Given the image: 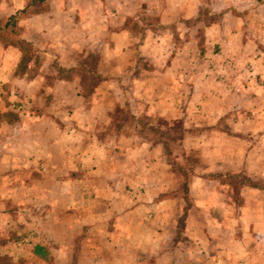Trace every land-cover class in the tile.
Listing matches in <instances>:
<instances>
[{
    "label": "crops",
    "instance_id": "crops-1",
    "mask_svg": "<svg viewBox=\"0 0 264 264\" xmlns=\"http://www.w3.org/2000/svg\"><path fill=\"white\" fill-rule=\"evenodd\" d=\"M208 1L213 21L193 33L208 37L210 46L197 52L210 60L189 61L186 23L200 20ZM31 2L0 0V264H264V188L241 186L237 204L229 184L215 179L242 170L264 179V82L257 81L260 92H245L254 66L264 81V0H42L43 9L21 17L4 41L7 19ZM142 16L157 22L151 27ZM128 22L142 29L138 39ZM18 40L39 55L33 72L28 61L21 68ZM89 53L99 81L86 97L73 70ZM107 87L116 105L146 103L132 111L135 119L145 109L163 120L189 118L188 102H203L193 118L214 135L201 127L193 149L215 137L258 135L244 141L242 160L218 145V156L193 169L184 209L163 142L146 138L122 156L104 151L95 129L113 99ZM253 168L257 177L247 172Z\"/></svg>",
    "mask_w": 264,
    "mask_h": 264
},
{
    "label": "rangeland",
    "instance_id": "rangeland-1",
    "mask_svg": "<svg viewBox=\"0 0 264 264\" xmlns=\"http://www.w3.org/2000/svg\"><path fill=\"white\" fill-rule=\"evenodd\" d=\"M31 3L33 5L29 9L28 13H33L35 11L37 12L43 9L42 8L43 6L39 2L38 4H34L35 0L34 1L32 0ZM207 8L209 9V11H207L208 10ZM212 8L213 6L208 1L206 4L201 6L200 10H201L203 17L199 18L200 20H198L197 17L193 16L191 19L187 21L186 23L187 27L189 29H192L191 31L192 33L193 32L195 33L196 29L202 30L204 25H207L208 23H211L213 21L212 16H215V15L209 14L212 12L211 10ZM142 18L143 20H146V21H143V23L147 25H151V27H153L154 24L157 22V19L155 16H147V17L142 16ZM128 26L133 31H135V36H136L135 38L138 39L141 35V34L139 35V33H141L142 29L137 25V23H134V22H128ZM7 32H8V35H4ZM7 32H3L2 39L4 41L11 40L12 38V35H9V30ZM194 33L191 35L192 38L191 37L186 38V42L184 44V46L188 50L187 60L189 61L192 60L191 57H193V59H203V61L210 60V58L208 57L201 58L200 57L201 53H199V56H198V52H197L199 51V49H201L204 52L203 48L205 46H210L209 44L205 43V40L208 37H205L204 40L200 39V37H198L197 39L196 38L197 36H195ZM207 41L210 42L211 39L209 38ZM190 48H192L194 52H191ZM26 52H27L26 56H29V57H28V60H26L27 58L26 56L24 57V60H22L21 62V68L22 67L24 68L25 67L24 64L28 61L32 64L29 72L31 71L33 72L34 68L36 67V64L40 60L39 55L33 51L31 52L27 50ZM131 54L127 55L123 59L125 61H131L132 60ZM117 59L121 60L120 57ZM140 60H144V59L141 58ZM113 61H115V59H113ZM79 62H81L84 66H86V69L81 67V68H77L76 70H73V72H75L76 77H78L81 80L80 87L82 89V94L87 97L93 91V89L97 86L96 84L99 81V79L97 78V74H95V70H94V66L97 63V59L94 54L89 53L86 57L79 59ZM254 67L256 68L255 69L256 73H253V75L251 76V79L254 81V83H252L250 87L248 86V88H245L246 90L245 92H247L246 94L248 93L254 94L255 92H260L262 85L260 83L257 84V81L261 83L264 82L258 76H256L257 74H260L259 69H257L258 66H254ZM221 75H222L221 78H223L227 76V73L225 74L222 73ZM113 86L114 88H116L115 85ZM122 87L124 91L127 89L129 93L131 92L130 84L128 85L124 84L122 85ZM235 87H238V86L235 85ZM105 90L106 88L103 89V91ZM107 90L109 92V95L113 99L112 101L111 100L108 101L109 105H106L105 107H103V110L105 112V118H103L102 123L97 124L95 132H96L97 137L101 141H103L105 145L104 151L111 156H117V155L122 156L123 154L127 153L126 152L127 149L125 150V148L131 147L132 145H135L141 141H144L146 138L156 137L155 140H159L163 142L164 144V147L162 149V154L165 157V160L170 163L172 170L176 172L177 170L180 169L178 167L182 166V167H185L186 173L189 174L196 167L202 166L205 160L207 159L213 160L212 158H215L216 156H218L215 153H213L214 151L217 150L218 145L223 148L220 152H227L229 148L231 150H233V148L237 149L238 150L237 156H239L237 158H241L242 160L243 157L245 158L244 154L247 151L246 145H244V141L248 139V141L253 142L255 141L258 135L257 132H250L244 137L240 133L238 134L236 133V135L229 134V137L231 136L237 137L238 141L236 142L232 138L228 139V135L226 132L225 135L227 136L213 138V140L208 142L209 145H206V147H202V148L200 147L198 149H193V144H196L195 142L198 141V138H200V136L202 137V133L199 131L201 127L205 129L204 131H206L204 135L213 134L211 128H209L210 126L207 125L208 123H206L205 126H200L201 124H203L201 122L202 120L198 118H193V113H195L196 111H192V109H197V107L201 108L203 102L197 101L195 103L193 100L188 102L189 109L188 111H185V113L188 114L187 116H190L189 118L188 117L186 118V116L181 115L179 117L177 116L171 117L169 120L167 119L163 120L160 117H157L155 114L150 113L151 115L148 116L147 109H145L144 111L142 110L141 112L142 116L138 117L137 119L138 121H137L133 118L132 111L134 109H138L139 107L141 108V105L144 106V104L146 105V103L142 101L140 102L139 105H137L136 102H132L131 100H129L126 103L124 102L125 104H123L122 106L119 104L116 105V102H115V94H116L115 92L116 91L112 87H107ZM207 103H208L207 107L209 108V110H211L212 103L210 101H208ZM257 104H259V102H257ZM22 108H23L22 106L13 107V109L15 110L17 109L18 111ZM145 108H147V105L145 106ZM185 109H186V105H185ZM225 119H228L227 115L224 117V120ZM262 119L264 118H260V121ZM257 120H259V118H257ZM206 122L208 121L206 120ZM135 123L137 127H134L135 129H133L132 125ZM194 124L198 126L193 127ZM227 125H228V122L222 121L221 119L219 126H222V127L225 126V129H227ZM131 137H133V139ZM256 152H257L256 150L253 151V153H256ZM253 153H252V156H253ZM187 160H190L189 164L184 165L185 161ZM254 171L255 169L253 168V169H249V171L247 172L251 174L250 176L257 177L258 175L256 172L257 170L255 172ZM244 172L245 170L237 171L236 176L234 178L230 176L228 180L222 179L220 177L215 178L218 182L229 184L228 188L227 189L223 188V190L230 189V193L228 196L232 198V200L237 204L240 203L241 196L239 195L240 193L239 191H240L241 186L242 188L244 187L246 189H249L250 186H254L257 188L258 187L264 188V179L262 181L259 178H253V177H252L253 179L251 180L247 179L248 177L245 176ZM246 189H245V192L247 191ZM124 191L128 192L129 190L127 189ZM177 193L179 195V198L183 199V204H184V209H185V207L190 205L188 201L189 197L186 194L183 195L180 187ZM174 195H175L174 193L171 194V196H174ZM185 217L186 216H185L184 211L179 213L177 217H175L174 219L175 229H174V233L172 234L174 238L181 237L180 233L183 231L182 225H183V221ZM166 220L167 219L165 218L164 221Z\"/></svg>",
    "mask_w": 264,
    "mask_h": 264
},
{
    "label": "trees",
    "instance_id": "trees-1",
    "mask_svg": "<svg viewBox=\"0 0 264 264\" xmlns=\"http://www.w3.org/2000/svg\"><path fill=\"white\" fill-rule=\"evenodd\" d=\"M34 1V0H33ZM37 2V3H36ZM38 2L39 3H41L42 2V0H35V3L34 4H38ZM36 12V11H35ZM34 13V12H33ZM30 13H28V12H26V9H23V10H21V11H18V12H16L14 15H11L8 19H7V21H6V23L4 24V29L5 30H9V35H13V36H15L16 35V31H15V27H16V22L21 18V17H24V16H28ZM3 29V30H4ZM17 44H18V47H19V49H20V51H21V53H22V56H21V61L20 62H22V60H24V57L26 56V51L28 50V51H33V49H32V47L28 44V43H26V42H24V41H21V40H18V42H17ZM34 52V51H33ZM27 58H26V60H28V57L29 56H26ZM83 68H85L86 69V66L85 67H83ZM97 78L99 79V76L97 75ZM81 81V80H80ZM135 119V118H134ZM138 119V118H137ZM137 119H135V120H137ZM138 121V120H137ZM136 124V123H135ZM154 131V130H153ZM155 134H156V132H155ZM155 137V136H154ZM156 138V137H155ZM155 138H153V139H155ZM189 162H190V160H187V161H185V163H184V165H186V164H189ZM178 168H180L179 170H177L176 172L180 175V185H179V187H180V189L182 190V193H183V195L184 194H186V192H187V185H188V181H189V174L188 173H186V171H185V167H182V166H180V167H178ZM180 171V172H179Z\"/></svg>",
    "mask_w": 264,
    "mask_h": 264
}]
</instances>
